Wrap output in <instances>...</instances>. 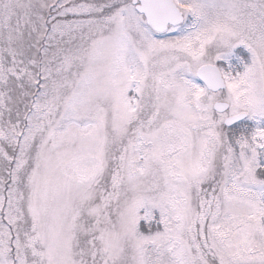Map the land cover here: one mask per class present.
I'll use <instances>...</instances> for the list:
<instances>
[{
    "label": "snow or ice",
    "instance_id": "obj_1",
    "mask_svg": "<svg viewBox=\"0 0 264 264\" xmlns=\"http://www.w3.org/2000/svg\"><path fill=\"white\" fill-rule=\"evenodd\" d=\"M0 264H264V0H0Z\"/></svg>",
    "mask_w": 264,
    "mask_h": 264
}]
</instances>
